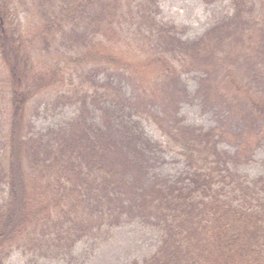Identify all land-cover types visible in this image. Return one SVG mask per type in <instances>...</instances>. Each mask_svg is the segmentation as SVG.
I'll list each match as a JSON object with an SVG mask.
<instances>
[{
  "label": "trees",
  "instance_id": "1",
  "mask_svg": "<svg viewBox=\"0 0 264 264\" xmlns=\"http://www.w3.org/2000/svg\"><path fill=\"white\" fill-rule=\"evenodd\" d=\"M35 1L43 20L34 37L43 36L45 44L49 37L51 42H69V51L78 50L74 63L95 64L83 87L68 97L80 102L79 118L38 136L31 134L26 108L34 92L23 88L30 58L19 34L4 25L16 10L15 1L0 0V61L8 71L9 89L0 86V92L10 102L5 123L0 101L5 157L0 159V184L8 191L0 202V264L15 248L70 252L95 228L119 224L128 210L155 220L164 232L153 254L143 263L130 264H264V200L257 191L264 178L249 182L229 167L249 162L251 138L258 137L260 144L264 137V105L258 103V96L264 95L260 77L264 74L255 72L264 61L242 62L241 79L223 76L219 87L220 70L226 66L215 52L225 47L230 51L246 34L250 21L243 13L249 10V0H233L234 16L190 43L179 39L174 26L157 20V0ZM129 27L149 41L151 64L161 73L160 88L152 94L144 89L137 105L145 107L133 109L174 141L187 166L183 175L166 185L147 180L146 150L151 142L136 126L116 122L115 107L124 102V94L112 71L124 78L130 60L107 52L106 41ZM229 60L241 67L239 60ZM201 65L206 76L200 78L197 95L205 106L217 104L225 116L208 130L184 126L177 116V102L188 94L179 69ZM101 71L107 78L99 84L95 77ZM157 98L165 102L166 117L149 111L147 105ZM89 103L100 113L101 122L88 119ZM231 138L237 146L233 154L219 147Z\"/></svg>",
  "mask_w": 264,
  "mask_h": 264
},
{
  "label": "rangeland",
  "instance_id": "2",
  "mask_svg": "<svg viewBox=\"0 0 264 264\" xmlns=\"http://www.w3.org/2000/svg\"><path fill=\"white\" fill-rule=\"evenodd\" d=\"M14 1L16 10H13L12 18L4 22V25L6 28L12 26L16 35L19 34L23 51L30 58L23 88L28 93L34 92L27 104L26 116L33 124L31 134L38 136L48 129L64 127L79 118L80 102L70 101L68 97L70 94L75 95L74 90L80 89L83 87L81 85L87 82V73L95 62L91 61L90 64H85L86 66L74 63L73 58L78 50L69 51L71 46L69 42H63V40L51 42L49 37L50 42L45 44L43 36L35 38L34 33L40 30L43 20L38 13L39 9H35V0H21L20 3L17 0ZM157 5V20L167 26H174L179 39L187 43L202 39L210 29L227 22L235 14L233 0H157ZM243 14L250 21L246 34L233 44L230 51L227 47L223 51L215 50L218 59L224 61L223 64L226 66V69L220 70L219 87L224 82L223 76L231 75L233 79H241L245 71L242 62L247 60L245 65H249L248 63L256 59L259 61L258 64L264 61V0H249V10L244 11ZM129 28L124 29L114 40L106 41L110 44L107 52L115 51L119 57L123 56L130 60V66L125 71L121 69L125 73L124 78L112 71L114 82L119 84L124 94V102L119 105L115 103L116 122L130 127L136 126L134 129L143 133L151 142L150 148L146 150L149 161L147 180L166 185L183 175L187 166L183 157L178 154L179 148L175 146L174 141L166 137L168 135L152 121L139 118L133 109L140 110L145 107L141 108L137 105L138 98L144 94V89L152 94L155 87L160 88L161 84L158 85V81L161 73L155 64H151L154 63L152 62L154 56L149 49V41L144 37L139 38L140 35L134 32V28ZM177 57H179L178 53ZM229 57L239 60L237 63L241 67L238 64L234 67L235 63L229 60ZM149 64L151 66H147ZM178 67H180L179 64ZM256 68L255 72L264 74V65L256 66ZM179 70L188 93L187 98L184 97L177 102L179 106L177 116L181 119V124L203 130L218 126L219 119H225L223 110L216 106L217 104L205 106L202 97L197 95L200 78L206 76L204 66ZM260 77L264 79V75ZM95 78L99 84L102 83L107 78L106 71H101ZM7 80L8 71L0 61V86L9 90ZM157 99L159 100L147 105L149 111L151 114L166 117L163 109L165 102L160 98ZM0 101L4 108L1 119L6 123L9 116L6 105H10V102L1 92ZM262 102L264 105V95L261 93L258 96V103ZM87 108L88 119L94 122L102 121L100 113L96 111L93 104L89 103ZM257 140L256 136L251 138L253 150L249 162L229 165L232 171L239 173L249 182L264 178V137L260 144L258 142L256 144ZM234 141L231 138L221 142L219 147L233 154L237 150ZM1 148L0 145V159L3 160L5 157ZM257 187L259 198L264 200V184L258 183ZM229 189H227L228 197L231 196ZM7 196V187L0 184V202ZM123 198H126L125 195ZM127 199H130V196ZM126 202L129 203V201ZM239 202L237 201V204ZM251 203L255 205V201ZM163 233L155 220H148L141 213H132L128 210L119 224L109 226L106 223L100 228H95L90 235L77 241L70 252L56 251L51 249L53 247H49L50 250L45 247L42 251L15 248L2 264H130L133 261L143 263L146 257L157 250Z\"/></svg>",
  "mask_w": 264,
  "mask_h": 264
}]
</instances>
